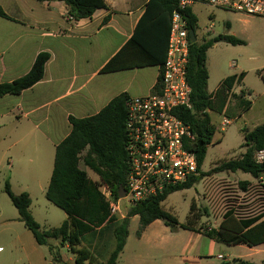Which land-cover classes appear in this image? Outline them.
Masks as SVG:
<instances>
[{"label": "crops", "instance_id": "obj_1", "mask_svg": "<svg viewBox=\"0 0 264 264\" xmlns=\"http://www.w3.org/2000/svg\"><path fill=\"white\" fill-rule=\"evenodd\" d=\"M103 1L105 8L95 9L90 17L75 19L68 14V6L63 1L0 0L1 7L10 17H0V82L25 74L39 52L50 54L42 79L19 94L0 97V264H58L49 246L52 252H57L60 260L73 263V253L67 255L60 251L58 239L47 245L35 241L4 191L5 181L14 194L26 192L29 195V211L36 221L31 209L33 201L44 206L50 202L45 192L55 147L71 129L68 117L94 115L121 93L140 96L155 90L159 64L101 71L132 36L148 0ZM198 5L205 4L195 2L189 6L197 19L193 31L195 42L199 28ZM218 11L225 12V30L230 32L231 16L241 13L222 8ZM218 11L209 12V19L216 18ZM107 15L109 18L104 22ZM160 33L163 30H158V35ZM208 38L202 37V42ZM155 40L156 37L154 39L149 32L145 41ZM134 48L126 50L120 60L133 62L146 56L141 48ZM206 68L209 80L210 74H216V70H211L207 63ZM224 78L225 75L213 89H209L207 80L212 106L216 104L214 108L220 113L228 110L223 100L235 84L218 91ZM249 110L250 106L242 109L239 116ZM79 166L96 181L86 170L87 165L79 163ZM66 218L65 213L60 223ZM132 218L138 219L137 215ZM222 219L209 226L218 228ZM195 228L171 230L162 220H153L140 235L135 234L138 248H132L128 254L125 253L127 234L116 263L126 255L125 264H230V257L264 264V241L255 245L226 244L206 237ZM142 246L147 248L146 252L142 251ZM62 247L70 251L67 244ZM152 250L161 253L162 263L150 253Z\"/></svg>", "mask_w": 264, "mask_h": 264}, {"label": "trees", "instance_id": "obj_2", "mask_svg": "<svg viewBox=\"0 0 264 264\" xmlns=\"http://www.w3.org/2000/svg\"><path fill=\"white\" fill-rule=\"evenodd\" d=\"M49 1V0H37ZM68 6V14L75 18L90 17L95 9L106 7L103 0H59ZM177 0H148L144 11L136 25V28L125 44L115 56H113L101 69L102 72L117 70L124 67H133L164 62L171 12L176 8ZM186 20V27L195 31L196 16L191 9L180 10ZM0 17L10 19L0 5ZM108 15L103 21L108 20ZM158 30L163 33L158 35ZM156 37L155 41L146 43V37ZM224 41L233 45L245 44V40L231 34L220 33L211 38L204 39L202 43L189 42V59L186 66V78L190 86L191 108H179L176 110L180 119L189 127L192 139H186L185 148L193 152L196 157L197 168L200 171L207 146L211 143L215 132V126L210 121L207 109L212 108L211 95L207 91L208 72L206 68V52L214 43ZM146 43V44H145ZM138 46L145 53L144 58L133 62L120 60L130 47ZM136 48V47H135ZM134 48V49H135ZM134 53V52H133ZM50 54L46 51L39 52L33 60L30 69L11 81L0 82V97L6 94H19L31 87L43 77L44 65ZM243 72L238 75L232 74L225 77L219 84L218 91L224 87H231L233 83L240 82ZM128 95L121 93L114 96L96 114L86 117L69 116L71 126L68 135L55 147L52 172L45 196L55 206L62 209L67 218L58 226L48 230H41L29 211L30 197L26 192L14 194L8 181H5L4 191L11 203L17 209L19 219L32 233L35 241L40 245H47V237L58 239L61 246L67 244L74 255L72 264H116L117 258L128 234L129 219L138 217L136 235L153 220L160 219L171 230L186 228L194 230L190 225L189 218L185 223H179L177 217L164 209L162 201L170 193L190 188L205 173L199 172L186 182L164 190L163 192L147 198L128 210L127 217L112 229L115 245L105 261H100L96 255L86 246H79L83 237L96 230L99 234L115 221L116 216L110 215L108 202L99 190V183L91 180L85 170L81 169L80 154L85 151L83 162L93 170L103 183L108 185L115 198L117 190L124 186L127 164L125 162V119L126 99ZM249 102H243V109L249 107ZM243 144L245 151L238 158L222 161L212 171L229 170L235 172L250 173L253 177L264 178V163L257 164L253 159L254 152L261 148L264 143V122L251 129H242ZM247 181L240 183L246 188ZM193 203H191L192 207ZM263 213L236 219L229 210L223 216L218 228L197 227L208 238L226 244L246 243L255 245L264 241ZM260 220V221H259ZM259 221V222H258ZM52 252V248L49 246ZM53 259L58 264H66L58 256ZM230 264H254L248 260L235 259Z\"/></svg>", "mask_w": 264, "mask_h": 264}, {"label": "rangeland", "instance_id": "obj_3", "mask_svg": "<svg viewBox=\"0 0 264 264\" xmlns=\"http://www.w3.org/2000/svg\"><path fill=\"white\" fill-rule=\"evenodd\" d=\"M197 7L199 13V28L196 32L197 44L202 42V37H213L219 33L226 32L225 22L227 18H225V12L218 11L217 7L207 5H198ZM211 11L215 13L218 11L216 18L209 19L208 15ZM228 11L233 12L232 10ZM230 19V32L226 33L243 39L246 43L233 45L219 41L210 46L206 52V63L211 70H216V74H210V78L209 80L207 78V80L209 89H213L224 75L226 77L243 72V80L235 82L230 94L228 96L225 95L223 102H226L228 106L227 111L220 113L219 110L214 108L216 104L212 106V110H207L210 121L215 126V132L211 143L207 146L200 171H197V174L199 172L205 174L190 188L170 193L161 203L164 209L184 223L189 218L190 225L194 227L202 228L209 226L211 223L219 222L229 210L236 219L264 213L263 177H253L250 173L240 170L235 172L229 170L212 171L222 161L238 158L245 151V147L242 146L244 141L242 137L243 128L251 129L255 125L264 122V17H245L237 13L231 16ZM245 101L249 102L250 110L243 116H239ZM223 119H227L229 124L221 129L220 122ZM84 156L85 151H82L80 154L81 166L84 165ZM86 170L99 183L100 190L102 181L99 176L88 166H86ZM245 180L248 182L247 186L242 188L240 183ZM191 203H193L192 207H190ZM46 204L44 206L33 201L31 208L40 229L45 231L52 226L59 225L65 214L64 211L52 203L47 202ZM120 205L123 217H116L115 221L109 224L108 228L100 234L96 230L85 235L79 245L88 247L100 261H105L114 248L115 239L112 229L127 217L130 207L126 206L124 200L120 201ZM137 228L138 219L130 217L126 254L130 253L132 248H138L135 241ZM55 240L57 239L47 237L48 242ZM59 249L67 255L72 253L60 245ZM141 249L143 252L147 251L144 246ZM150 253L156 256L158 262L161 260V253L157 250H152ZM53 254L58 256L57 252H53ZM233 254L235 255L234 252ZM230 260L231 262L235 261L232 257H230ZM125 262L126 255L116 264H125Z\"/></svg>", "mask_w": 264, "mask_h": 264}, {"label": "built area", "instance_id": "obj_4", "mask_svg": "<svg viewBox=\"0 0 264 264\" xmlns=\"http://www.w3.org/2000/svg\"><path fill=\"white\" fill-rule=\"evenodd\" d=\"M195 2L264 17V0H177L171 12L165 59L159 65L155 90L128 96L125 102V193L115 198L103 182L100 189L112 216L123 217L121 200L131 207L197 175L195 154L185 148L186 139H192L193 135L176 112L179 108H191V89L186 78L191 41L180 10ZM227 124L229 121L223 119L221 129ZM253 159L257 164L264 163V143L254 152Z\"/></svg>", "mask_w": 264, "mask_h": 264}, {"label": "water", "instance_id": "obj_5", "mask_svg": "<svg viewBox=\"0 0 264 264\" xmlns=\"http://www.w3.org/2000/svg\"><path fill=\"white\" fill-rule=\"evenodd\" d=\"M189 38L191 42H195V36H194V32L193 30H189ZM124 188L123 187H119L117 190V196L118 197H123L124 196Z\"/></svg>", "mask_w": 264, "mask_h": 264}]
</instances>
